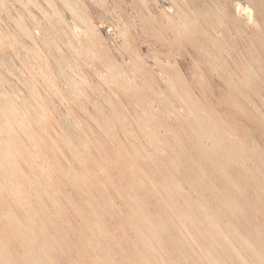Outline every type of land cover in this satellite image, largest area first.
I'll list each match as a JSON object with an SVG mask.
<instances>
[{"label": "rangeland", "instance_id": "rangeland-1", "mask_svg": "<svg viewBox=\"0 0 264 264\" xmlns=\"http://www.w3.org/2000/svg\"><path fill=\"white\" fill-rule=\"evenodd\" d=\"M0 264H264V0H0Z\"/></svg>", "mask_w": 264, "mask_h": 264}, {"label": "bare ground", "instance_id": "bare-ground-1", "mask_svg": "<svg viewBox=\"0 0 264 264\" xmlns=\"http://www.w3.org/2000/svg\"><path fill=\"white\" fill-rule=\"evenodd\" d=\"M238 7V6H237ZM239 8H242L243 10H247V12H249L251 15H252V13H253V11H252V9L251 8H249V7H243L242 6V4L241 3H239ZM47 14V13H46ZM249 15V14H248ZM250 17V16H249ZM206 18V17H205ZM86 19V18H85ZM91 21V20H90ZM251 22V21H250ZM93 28V27H92ZM201 30V29H200ZM95 49V48H94ZM35 67V66H34ZM26 69V68H25ZM72 69V68H71ZM40 70V69H39ZM112 73V72H111ZM74 74H75V72H74ZM111 75V74H110ZM113 75V74H112ZM117 76V75H116ZM80 78H82V77H80ZM104 78V77H103ZM114 80V79H113ZM74 81V80H73ZM118 82V81H117ZM106 83V82H105ZM108 93V92H107ZM203 130V129H202ZM3 132V131H2ZM228 154V153H227ZM2 166V165H1ZM7 169V168H6ZM26 228V227H25ZM22 231V230H21ZM188 231V230H187ZM186 231V232H187ZM192 232V231H191ZM188 235H190V234H188ZM190 236H192V235H190ZM114 238V237H113ZM112 239V238H111ZM192 239V238H191ZM180 242V241H179ZM181 253V252H180ZM35 261V260H34Z\"/></svg>", "mask_w": 264, "mask_h": 264}]
</instances>
